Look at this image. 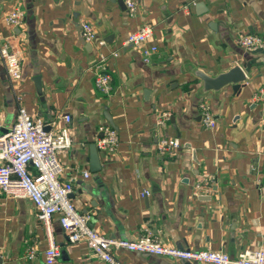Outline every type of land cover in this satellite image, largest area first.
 <instances>
[{
	"label": "crops",
	"instance_id": "crops-1",
	"mask_svg": "<svg viewBox=\"0 0 264 264\" xmlns=\"http://www.w3.org/2000/svg\"><path fill=\"white\" fill-rule=\"evenodd\" d=\"M135 2L130 16L124 0H0V43L10 41L22 58L17 83L0 58V130L11 127L20 105L58 126L69 114L72 144L53 156L59 177L72 180V202L109 238L135 240L149 229L180 249L237 256L263 247L264 48L249 51L238 38L252 33L264 40V0ZM15 6L24 12L19 27L5 21ZM84 22L94 29L91 42ZM146 24L152 33L143 45L123 44ZM152 45L157 49L145 60L143 49ZM100 55L111 75L108 95L94 84ZM237 64L247 75L244 86L204 91L197 71L216 76ZM201 103L211 107L215 127L204 125ZM102 125L117 131L118 144L113 152L97 149L101 169L92 172L89 144ZM165 136L180 140L173 154L156 150ZM52 237L60 249L52 264H108L84 243H69L58 214ZM48 245L31 200L0 197L2 264H46ZM113 256L121 264H208L126 249Z\"/></svg>",
	"mask_w": 264,
	"mask_h": 264
},
{
	"label": "built area",
	"instance_id": "built-area-1",
	"mask_svg": "<svg viewBox=\"0 0 264 264\" xmlns=\"http://www.w3.org/2000/svg\"><path fill=\"white\" fill-rule=\"evenodd\" d=\"M197 1L187 0L188 4ZM124 3L128 14L135 15V0H124ZM5 21L8 25L19 27L24 22V12L18 6L12 7L6 14ZM151 33V25H143L129 33L123 44L141 46ZM82 34L86 41L91 42L95 38L94 29L88 22L82 23ZM238 42L249 51L264 48L263 38L252 33L240 36ZM97 43L102 45L103 41L99 40ZM156 49L155 45L144 48L145 60ZM117 53L115 50L111 54L116 56ZM0 58L9 81L11 83L20 81L22 78L20 50L10 41L4 40L0 43ZM94 66L95 87L102 94L108 95L112 86L111 75L106 67V56L100 55ZM260 95L264 96V87L260 90ZM200 112L206 127L216 126V119L207 103H201ZM167 118L168 114L164 113L158 119V124L163 125ZM61 119L65 122L61 126H58L54 120L46 123L41 118L33 117L20 105L11 127L6 131L0 130V197H26L31 200L36 208L37 218L49 238V245L44 250L46 264L54 263L60 255L59 246L52 237V217L55 214L59 215L60 224L69 243H84L99 259L108 264H121L113 256L114 249L145 252L208 264H264V246L258 249H245L237 256H233L223 250H193L170 246L162 241L159 234L149 229H145L135 240L109 238L95 230L90 223V214L81 212L72 202L73 182L71 179L62 180L59 177L60 170L53 158L56 151L68 148L72 144L67 125L71 116L64 114ZM95 144L99 150L113 152L118 144L117 131L110 125H102ZM180 146L178 137L165 136L157 141L156 150L162 155L173 154ZM88 175L87 170L83 171L84 177ZM205 177L207 181L213 179L210 175ZM259 186L264 188V175ZM148 193L149 191L145 189L141 195L145 196ZM32 254L31 248L29 255ZM0 264H2L1 261Z\"/></svg>",
	"mask_w": 264,
	"mask_h": 264
},
{
	"label": "water",
	"instance_id": "water-1",
	"mask_svg": "<svg viewBox=\"0 0 264 264\" xmlns=\"http://www.w3.org/2000/svg\"><path fill=\"white\" fill-rule=\"evenodd\" d=\"M132 45V44H131ZM198 77L202 80L204 91H220L223 88L232 85L233 89L239 90L242 86L245 85L247 80V75L244 70V67L237 64L231 67L229 70L225 72H221L216 76H210L204 71H197ZM36 87L38 92H41V83L39 78L35 79ZM108 121L110 124H113L110 117L107 116ZM89 156H90V169L92 172H96L101 169L100 159L98 150L96 147L95 142H91L89 144Z\"/></svg>",
	"mask_w": 264,
	"mask_h": 264
}]
</instances>
